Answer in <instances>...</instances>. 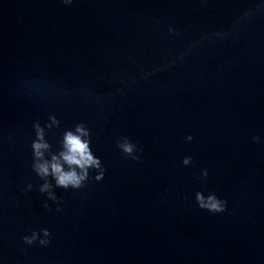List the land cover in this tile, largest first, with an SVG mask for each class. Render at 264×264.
I'll use <instances>...</instances> for the list:
<instances>
[{
  "label": "water",
  "instance_id": "obj_1",
  "mask_svg": "<svg viewBox=\"0 0 264 264\" xmlns=\"http://www.w3.org/2000/svg\"><path fill=\"white\" fill-rule=\"evenodd\" d=\"M253 6L0 0V264H264V15L201 39ZM37 79L66 93L25 86ZM50 114L61 121L49 130L54 148L83 121L106 168L82 189L56 188L60 212L50 200L52 210L43 207L31 166L33 123ZM121 136L141 160L121 153ZM198 191L215 192L227 210L201 209ZM42 228L49 246L23 242Z\"/></svg>",
  "mask_w": 264,
  "mask_h": 264
},
{
  "label": "clouds",
  "instance_id": "obj_2",
  "mask_svg": "<svg viewBox=\"0 0 264 264\" xmlns=\"http://www.w3.org/2000/svg\"><path fill=\"white\" fill-rule=\"evenodd\" d=\"M64 2L70 4L72 0H64ZM252 2L254 6L242 11L233 24L232 29L205 34L201 39L208 40L213 37L227 38L241 26L251 23L258 16L264 15V0H252ZM168 31L179 34V29L173 26H169ZM199 43L200 41H194L188 50L180 54L178 59L182 61L188 52L195 49ZM176 63L177 60H171L161 65L158 69L145 72L143 78L146 79L155 71H163ZM132 83H136V80H133ZM25 86L37 92L47 89L52 92L66 93L65 89L55 88L44 79L26 81ZM60 123L61 121L54 114H50L48 121L43 125L39 120H36L33 123L35 138L31 142L32 171L43 181L38 186V191L47 197L43 202V207L51 211V205L48 203L50 200L56 203L57 212L62 211V207L60 203L61 198L58 197L55 191L56 188H63L65 190L69 188L82 189L87 185L90 178L100 181L104 178L106 172L103 162L92 150V131L83 121L75 124L73 128H66L59 140V147L54 148L52 142L48 139V134L49 130L58 128ZM186 139L191 141L193 137L189 135ZM252 139L254 142H261L260 136H254ZM116 143L125 157L135 161L141 160L142 157L139 153L142 150L130 137L121 136ZM192 160V156H187L183 159L182 163L187 166L192 163ZM91 170L96 171L95 177H91ZM208 175V169H203L197 179L206 178ZM32 189L33 185L29 183L25 189V194ZM195 199L201 209L212 213H223L227 210V200L219 198L215 192L205 195L203 191H198L195 194ZM51 238L52 232L50 229H34L30 235L23 237V242L27 245H35L38 242L41 247H47L51 244Z\"/></svg>",
  "mask_w": 264,
  "mask_h": 264
}]
</instances>
